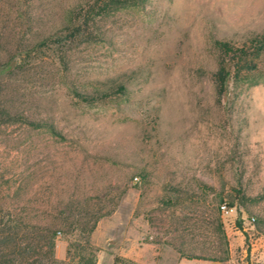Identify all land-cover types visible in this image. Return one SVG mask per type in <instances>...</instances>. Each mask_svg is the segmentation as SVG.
<instances>
[{"label": "rangeland", "instance_id": "rangeland-1", "mask_svg": "<svg viewBox=\"0 0 264 264\" xmlns=\"http://www.w3.org/2000/svg\"><path fill=\"white\" fill-rule=\"evenodd\" d=\"M92 1L0 0L1 59L19 42L64 38ZM90 29L0 74L12 113L62 133L0 123V225L8 211L59 222L43 264L206 260L181 248L264 264V83L219 100L212 78L214 40L264 32V0H145ZM119 84L124 94L93 103L73 95ZM99 214L90 236L77 230Z\"/></svg>", "mask_w": 264, "mask_h": 264}, {"label": "trees", "instance_id": "trees-1", "mask_svg": "<svg viewBox=\"0 0 264 264\" xmlns=\"http://www.w3.org/2000/svg\"><path fill=\"white\" fill-rule=\"evenodd\" d=\"M145 0H93L73 11L70 15L69 34L64 38L53 40L45 37L37 44H23L19 42L14 51H6L7 57L2 60L0 57V74L14 69H21L23 66L40 57L43 52L42 46L51 48L63 53L69 44L81 36H91L90 27L96 20L109 14L111 11L132 6L140 5ZM88 34V35H87ZM88 38V37H86ZM1 44V43H0ZM217 50V70L212 74L215 89L219 100H221L230 90L243 85H255L264 83V32L247 35L241 40L234 38H217L214 40ZM53 48V47H52ZM54 50V49H53ZM127 88L124 84H119L116 89L109 88L102 91L99 88L93 92L74 89L73 95L82 102L93 103L95 101L110 98L116 94H124ZM22 123L33 130H46L52 136H62L53 123L46 120L32 119L27 115L12 113L9 107L1 99L0 91V123ZM61 214H63L61 212ZM16 211H8L2 215L3 225H0V264H43V258L53 257L54 248L58 234L59 222L55 220L38 222L39 216L30 215L27 221ZM101 215H96L92 223L88 222L84 227L77 229L81 233L90 236L95 230ZM63 219V220H62ZM67 217L58 216L57 221L65 222ZM61 224H65L62 223ZM78 228V227H76ZM224 245H227V237L222 231ZM89 241V240H88ZM224 256L208 255L204 251L180 249L179 252L189 259H206L211 261H226L229 259V251L223 249ZM52 254V256H50ZM92 264V263H90Z\"/></svg>", "mask_w": 264, "mask_h": 264}, {"label": "crops", "instance_id": "crops-1", "mask_svg": "<svg viewBox=\"0 0 264 264\" xmlns=\"http://www.w3.org/2000/svg\"><path fill=\"white\" fill-rule=\"evenodd\" d=\"M180 264H230L227 262H220V261H206V260H183Z\"/></svg>", "mask_w": 264, "mask_h": 264}, {"label": "built area", "instance_id": "built-area-1", "mask_svg": "<svg viewBox=\"0 0 264 264\" xmlns=\"http://www.w3.org/2000/svg\"><path fill=\"white\" fill-rule=\"evenodd\" d=\"M221 210L224 214H229L231 211V208L225 203L221 205Z\"/></svg>", "mask_w": 264, "mask_h": 264}]
</instances>
